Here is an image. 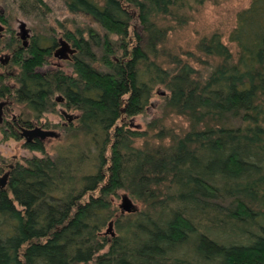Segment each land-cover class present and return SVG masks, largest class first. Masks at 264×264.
<instances>
[{
	"label": "trees",
	"instance_id": "16d2710c",
	"mask_svg": "<svg viewBox=\"0 0 264 264\" xmlns=\"http://www.w3.org/2000/svg\"><path fill=\"white\" fill-rule=\"evenodd\" d=\"M60 1L70 14L92 23L75 25L63 35L76 50L68 61L72 73L36 72L47 65L51 52L34 46L16 53L14 75H0V98L9 97L37 121L57 107L79 112L75 121L60 128L71 138L89 137V146L80 147L75 156L70 153L75 147L64 148V161L56 166L61 176L45 186L23 181L18 164L11 166L10 175L13 184L28 188L22 200L33 204L53 196L71 211L94 208L103 225L114 221L116 237L98 227L83 247L84 261L59 238L28 241L24 256L46 254L50 264H99L98 254L108 249L109 264H175L148 246L154 240L148 234V217L185 240L189 264H222L224 246L236 228L262 208L257 202L264 203V179L258 182L257 200L238 195V167L198 147L191 137L167 130L164 123L171 113H224L231 119L227 130L235 137L264 138V0H252L239 12L229 36L235 52L216 32L199 41V55L187 52L185 59L169 45L171 34L188 26L199 8L219 0ZM0 4L8 12L38 20L51 10L44 0ZM0 21L7 23L1 15ZM10 35L0 38V55L17 49L16 33ZM8 79L18 86H8ZM158 87L168 94L162 97L161 117L148 128L173 138V144L137 148L129 136V118L147 113ZM57 96L63 101L57 102ZM5 128L0 125V132ZM10 132L20 139L17 130ZM120 190L140 201L145 211L122 214L114 204ZM6 191L11 192L9 185L0 187V204ZM228 258L235 264H255L264 259V246L236 249ZM5 259L0 257V264H8Z\"/></svg>",
	"mask_w": 264,
	"mask_h": 264
},
{
	"label": "rangeland",
	"instance_id": "374dc122",
	"mask_svg": "<svg viewBox=\"0 0 264 264\" xmlns=\"http://www.w3.org/2000/svg\"><path fill=\"white\" fill-rule=\"evenodd\" d=\"M44 2L49 5L51 10L45 16L42 15L40 20L24 17L17 10L8 12L0 4V15L4 16L7 21V23L1 22L6 28L4 39H9L12 32L18 34L19 26L23 22L31 30L32 35L39 38L44 47H50L54 41L57 42L61 39L66 41L63 37L65 31H74L75 25L92 24L85 17H76L70 14L60 0H44ZM251 2L252 0L208 2L197 12H194L193 20L188 26L179 28L171 34L169 45L185 59L187 52L199 55L197 46L204 36L219 32L223 36L224 44L235 52V45L229 41V36L236 27L239 12L248 8ZM8 53L10 51L3 52L0 58ZM193 65L197 68L200 67L195 62ZM7 70L14 75L16 67L10 63ZM51 70L72 73L68 61H60L54 57L50 58L48 64L43 68V71ZM7 83L15 85V80L8 79ZM165 94H168L167 90L158 87L147 113L129 118V124H127L129 136L132 138V144L137 148L154 149L173 144V138L164 137L163 134L148 128L151 121L161 117L160 105ZM55 99L59 102L60 98L57 96ZM64 113H68L73 118L80 115L77 111L57 107V112L47 113L41 121H37L23 106L14 104L11 113H9V120L12 115L20 116L25 121L38 125L44 130L58 133L59 136L56 139H34L30 143H26L10 131L0 132V179L7 174L5 188L9 185L11 190L10 193L5 192V199L10 204H7L6 200L0 204V257L6 258L8 264H50V257L46 254L30 253L24 256L28 241L43 238L53 241L59 238L64 244L76 248L78 260L84 261L83 247L89 239V234L99 227L105 235H109L107 234L109 224H102L94 208H79L71 211L62 202L56 201L53 196L43 197L42 201L32 204L27 200H22V194H29L25 183L16 186L12 182L10 168L18 164L17 172L21 173L23 181H41L45 186L55 178H60L61 175L56 166L63 163L64 156H66L65 149L68 146L75 147L72 148V152L70 151L74 156L77 155L80 147L84 149L89 146V137L80 135L71 138L69 134L62 131L60 128L62 125L75 121L73 119L72 122H69ZM164 124L167 130L178 136L191 137L198 147L208 150L217 158L227 160L238 167L237 183L239 185H237L236 193L252 200L259 198L258 182L264 179V138L251 135L235 137L227 130L231 119L224 113L187 116H177L171 113ZM240 183L245 184L240 185ZM124 195H128L132 199L138 212L145 211L144 205L124 190H120L118 196L114 197V204L119 210H121L120 205ZM257 203L262 205V208L260 207L258 210L259 214H256L252 220L239 225L232 238L225 244L221 255L222 264H235L228 258L229 253L233 250H249L264 246V203ZM145 218L148 234L154 238L148 246L156 254L172 263L189 264L190 258L185 251V240L166 228L158 227L152 219ZM110 251L106 249L98 254L99 264H109L107 256ZM255 264H264V259L255 262Z\"/></svg>",
	"mask_w": 264,
	"mask_h": 264
},
{
	"label": "flooded vegetation",
	"instance_id": "af4514ba",
	"mask_svg": "<svg viewBox=\"0 0 264 264\" xmlns=\"http://www.w3.org/2000/svg\"><path fill=\"white\" fill-rule=\"evenodd\" d=\"M1 22H3V21H0V24H1ZM1 25L3 26V24H1ZM3 28H4V31L2 33H0V38H2V37L4 38V36H5L4 33H5L6 28L4 26H3ZM19 28H20V32L18 34H16V38H18V42H19L17 49H15V51H12V52L10 51V53H8L7 55H4V57L0 58V75L4 76L5 78H9L10 76L13 75V74H10L9 72H7L8 71L7 69H8V66L10 65V63H12V60L14 59L16 53L29 51L34 46H39V48L42 47L44 49L41 48L40 50H44V51L49 49L51 52V56L48 58V60L52 57H54L55 59L58 60V58L55 56V54H56V51L58 50V47H59V41H57L55 44H52V46H50V47H44L42 45L41 41L39 40V38L32 35L31 30L27 27V25H26V30L28 31V35L26 36V40H23V38H22V36H23L22 25H20ZM10 37L11 36H9V38ZM44 67L36 68V72H38V73L48 72V71H43ZM6 84L8 86H11L12 88L18 86L16 82H15V85H11L8 83H6ZM13 105L14 104L10 102L9 97L5 96L3 98H0V125L3 127L6 126V128H5L6 131H11V129L17 130V133L19 134L20 139L25 141V139L22 138V136H21L24 129L32 130V129L41 128V127H39L38 125H34V124H32L31 126H28V127L22 126L20 124V122H23L25 120L23 119V117H20V116L18 117L16 115H12L11 119L9 120L8 119L9 113H11V109H12ZM47 139H50V138H47ZM35 140H41V139H35ZM26 143H28V142H26Z\"/></svg>",
	"mask_w": 264,
	"mask_h": 264
},
{
	"label": "water",
	"instance_id": "95a60500",
	"mask_svg": "<svg viewBox=\"0 0 264 264\" xmlns=\"http://www.w3.org/2000/svg\"><path fill=\"white\" fill-rule=\"evenodd\" d=\"M22 30H23V40H26V36L28 35V31L26 30V24L22 22ZM4 31L3 26L0 24V33ZM76 53V50L72 48V46L65 40H60L59 41V47L58 50L56 51L55 56L58 58L60 61H70L72 56ZM59 102H62L63 99H59ZM64 116L68 118L69 122H72L73 118L70 116L68 113H64ZM22 138L25 139L26 142H31L34 139H41L45 140L47 138H58V133L54 131H49V130H44L42 128H35L32 130L24 129L22 133ZM8 179V175L6 174L3 178L0 179V187L2 189L5 188L6 182ZM121 213L122 214H130L133 212H136V206L133 203L132 199L128 195L123 196L122 204L120 205ZM109 228L107 231V234L111 235V237H116V232L114 229V221H111L109 223Z\"/></svg>",
	"mask_w": 264,
	"mask_h": 264
}]
</instances>
